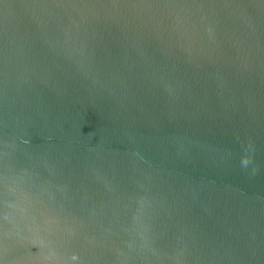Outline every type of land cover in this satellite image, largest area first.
Segmentation results:
<instances>
[{
  "label": "water",
  "instance_id": "water-1",
  "mask_svg": "<svg viewBox=\"0 0 264 264\" xmlns=\"http://www.w3.org/2000/svg\"><path fill=\"white\" fill-rule=\"evenodd\" d=\"M0 264H264V0H0Z\"/></svg>",
  "mask_w": 264,
  "mask_h": 264
},
{
  "label": "clouds",
  "instance_id": "clouds-1",
  "mask_svg": "<svg viewBox=\"0 0 264 264\" xmlns=\"http://www.w3.org/2000/svg\"><path fill=\"white\" fill-rule=\"evenodd\" d=\"M245 163H247V160L245 159V161H244Z\"/></svg>",
  "mask_w": 264,
  "mask_h": 264
}]
</instances>
